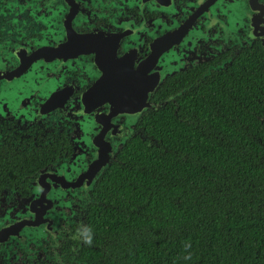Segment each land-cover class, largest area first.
<instances>
[{
    "label": "flooded vegetation",
    "instance_id": "flooded-vegetation-1",
    "mask_svg": "<svg viewBox=\"0 0 264 264\" xmlns=\"http://www.w3.org/2000/svg\"><path fill=\"white\" fill-rule=\"evenodd\" d=\"M250 73L264 79V0H0V264H90L100 156L164 107L264 111Z\"/></svg>",
    "mask_w": 264,
    "mask_h": 264
},
{
    "label": "trees",
    "instance_id": "trees-1",
    "mask_svg": "<svg viewBox=\"0 0 264 264\" xmlns=\"http://www.w3.org/2000/svg\"><path fill=\"white\" fill-rule=\"evenodd\" d=\"M250 76L251 86L264 79ZM226 84H230L229 82ZM246 89L239 91L241 94ZM208 102L212 98L209 97ZM218 101V100H216ZM222 97L223 111L143 117L100 176L84 251L90 264H264V111ZM228 103V104H227ZM208 108V105L206 106Z\"/></svg>",
    "mask_w": 264,
    "mask_h": 264
},
{
    "label": "water",
    "instance_id": "water-1",
    "mask_svg": "<svg viewBox=\"0 0 264 264\" xmlns=\"http://www.w3.org/2000/svg\"><path fill=\"white\" fill-rule=\"evenodd\" d=\"M143 111H137L136 116L139 117ZM123 145V143H122ZM111 150V147H110ZM116 152H118L120 149L118 146L115 148ZM113 151V150H112ZM117 153L112 152V154H104L100 156V159L97 160L94 164V168L89 170V174H87L84 177V181L88 184V188L93 189L94 186L97 184L98 179L102 175L103 171L108 168V166L111 164V157H115Z\"/></svg>",
    "mask_w": 264,
    "mask_h": 264
}]
</instances>
